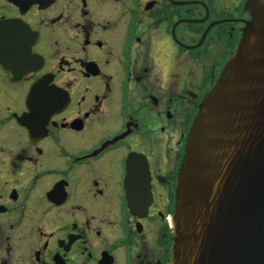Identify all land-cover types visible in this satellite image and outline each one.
Segmentation results:
<instances>
[{"label": "flooded vegetation", "instance_id": "1", "mask_svg": "<svg viewBox=\"0 0 264 264\" xmlns=\"http://www.w3.org/2000/svg\"><path fill=\"white\" fill-rule=\"evenodd\" d=\"M250 1L0 0V264H172L189 129Z\"/></svg>", "mask_w": 264, "mask_h": 264}, {"label": "water", "instance_id": "2", "mask_svg": "<svg viewBox=\"0 0 264 264\" xmlns=\"http://www.w3.org/2000/svg\"><path fill=\"white\" fill-rule=\"evenodd\" d=\"M186 140L173 217L172 264H264V1Z\"/></svg>", "mask_w": 264, "mask_h": 264}]
</instances>
